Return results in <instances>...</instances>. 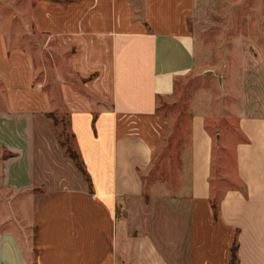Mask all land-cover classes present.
I'll return each instance as SVG.
<instances>
[{
  "label": "crops",
  "instance_id": "obj_1",
  "mask_svg": "<svg viewBox=\"0 0 264 264\" xmlns=\"http://www.w3.org/2000/svg\"><path fill=\"white\" fill-rule=\"evenodd\" d=\"M194 1L33 0L32 34L68 63L53 62L55 78L46 67L55 97L35 53L8 51L0 32V154H11L0 156V264H229L235 239L238 264H264V116L238 113L243 188L226 189L216 210L219 140L200 110L190 112L188 191L144 190V171L177 141L183 117L172 135L159 100L197 66ZM59 108L82 169L55 131ZM15 198L30 202V221L9 208Z\"/></svg>",
  "mask_w": 264,
  "mask_h": 264
},
{
  "label": "rangeland",
  "instance_id": "obj_2",
  "mask_svg": "<svg viewBox=\"0 0 264 264\" xmlns=\"http://www.w3.org/2000/svg\"><path fill=\"white\" fill-rule=\"evenodd\" d=\"M32 2L0 0V32L7 36L8 51L21 47L35 53L31 54L33 62L42 73H39L38 80L55 97L58 96L57 83L46 79V67L49 78H55L53 62L64 70H67L68 63L62 55H54L55 60L51 58L46 51V38L32 34L29 25ZM189 23L197 66L178 78L173 92L159 100L171 120V134L175 131V118L183 111V117L178 120L177 141L165 144L164 153L157 154L150 171L143 173V185L149 193L184 194L188 191L190 114L200 110L207 115L210 129L221 133L214 154L215 170L219 172L213 171V177L220 176V173L224 175V179L215 180L221 195L231 186L239 185L234 151L235 143L242 139L237 128L238 113L264 116V0H195ZM3 87V83L0 84V107L4 104ZM175 99H178L176 106L173 105ZM53 115L55 131L65 142V148L76 153L67 114L59 108ZM224 153L225 157L221 158ZM10 155L6 149H1V158ZM76 167L80 168V165L76 164ZM12 203L9 208L19 209L23 222L27 216L30 221V202L15 198Z\"/></svg>",
  "mask_w": 264,
  "mask_h": 264
},
{
  "label": "trees",
  "instance_id": "obj_3",
  "mask_svg": "<svg viewBox=\"0 0 264 264\" xmlns=\"http://www.w3.org/2000/svg\"><path fill=\"white\" fill-rule=\"evenodd\" d=\"M176 104H177V102L174 101V104L173 105L175 106ZM162 109H163V106H161V105L159 106V108H157L158 111H161ZM182 115H183V111H182L181 116ZM174 130H176L175 129V126H174ZM214 136H215V139H218L219 138V131H216L215 134H214ZM64 143L62 142L61 144L63 146H65ZM66 149H67V152L69 153V155L75 160V162L80 165L79 158H78L77 154L76 153H71L68 150V148H66ZM80 168L82 169V166L81 165H80ZM234 187L235 188H238V186H231V188H234ZM239 187L242 189L243 188V185L242 186L240 185ZM220 196L221 195H220L219 190H217L216 188H214V189L211 188V201H212V204H213L212 206H213V208L215 210L217 209L218 200L221 198ZM237 246H238V243H237V240L235 239L232 242V245L230 247L229 264H238Z\"/></svg>",
  "mask_w": 264,
  "mask_h": 264
}]
</instances>
